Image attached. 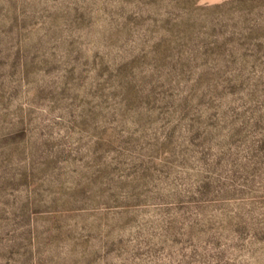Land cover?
<instances>
[{
	"label": "rangeland",
	"instance_id": "1",
	"mask_svg": "<svg viewBox=\"0 0 264 264\" xmlns=\"http://www.w3.org/2000/svg\"><path fill=\"white\" fill-rule=\"evenodd\" d=\"M0 264H264V0H0Z\"/></svg>",
	"mask_w": 264,
	"mask_h": 264
}]
</instances>
